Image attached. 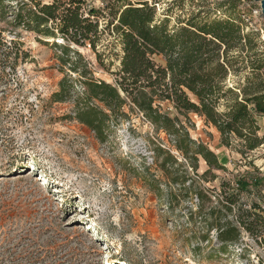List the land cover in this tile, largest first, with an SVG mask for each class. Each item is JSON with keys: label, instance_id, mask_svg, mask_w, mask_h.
Returning a JSON list of instances; mask_svg holds the SVG:
<instances>
[{"label": "rangeland", "instance_id": "374dc122", "mask_svg": "<svg viewBox=\"0 0 264 264\" xmlns=\"http://www.w3.org/2000/svg\"><path fill=\"white\" fill-rule=\"evenodd\" d=\"M85 1L87 9L107 14L113 0ZM156 7L170 27L199 11L210 19L236 18L244 33L256 34L257 46L245 51V67L231 73L227 84L242 97L247 77L250 83L263 81L264 67L253 72L251 64L262 63L264 57L259 1L161 0ZM99 22L97 51L103 62L88 43L71 46L90 62L95 78L115 83L123 55L121 35L113 25L107 27V17ZM0 29L28 53H21L13 68L0 65V264H264V243L248 232L225 244L216 230H207L199 214L192 218L197 198L171 181L160 167L165 154L157 155L155 149L177 157L178 175L184 174L187 162L172 137L136 108L126 106V116L113 118L103 141L75 119L84 89L81 75L70 72L59 58L66 40L13 27L7 20H0ZM155 60L165 63L161 55ZM64 77L72 85L71 95L57 101L53 94ZM180 119L226 167L215 170L216 177L201 183L203 187L219 192L223 181L235 185L240 177H259L261 184L240 197L247 205L264 206V141L248 151L232 136L227 146L217 128L197 114ZM257 123L258 135L264 137V116ZM206 168L201 160L199 172Z\"/></svg>", "mask_w": 264, "mask_h": 264}, {"label": "trees", "instance_id": "16d2710c", "mask_svg": "<svg viewBox=\"0 0 264 264\" xmlns=\"http://www.w3.org/2000/svg\"><path fill=\"white\" fill-rule=\"evenodd\" d=\"M160 1L113 0L107 4L106 14L102 9H87L85 0H0V20L47 38L60 35L68 42L61 46L64 56L59 58L70 72L81 75L84 89L76 101L75 119L99 140L106 139L113 118L126 116V106L136 108L156 129L172 137L173 147L187 162L184 174L178 175L177 157L162 147L155 149L157 155L165 154L160 164L165 174L197 198V211H190L192 218L199 214L207 230H216L222 243L238 241L244 231L264 243V206L260 202L247 205L240 197L252 185L259 186L262 179L240 177L235 185L223 181L219 192L203 187L201 183L216 177L215 170L226 167L214 150L191 136L180 119L197 114L217 128L227 146L232 136L241 139L248 151L263 143L257 118L264 116V78L250 83L247 77L242 97L227 84L231 73L245 67V51L257 46V36L254 32L244 33L236 18L210 19L202 17L200 11L193 19L170 27L169 20L158 15L156 4ZM106 17L107 27L113 25L120 33L123 46L115 83L95 78L90 62L71 46L88 43L103 62L97 39L102 32L99 19ZM4 31L0 29V65L13 68L20 54L28 53L17 47L14 39L9 41ZM156 55H161L165 63H158ZM261 61L251 63L253 72H261L264 57ZM261 75L264 77V71ZM67 82V77L60 81L59 91L53 94L55 100L71 95L72 85ZM222 104L224 110L220 109ZM201 160L207 166L203 173L199 172Z\"/></svg>", "mask_w": 264, "mask_h": 264}, {"label": "water", "instance_id": "95a60500", "mask_svg": "<svg viewBox=\"0 0 264 264\" xmlns=\"http://www.w3.org/2000/svg\"><path fill=\"white\" fill-rule=\"evenodd\" d=\"M256 1H259L260 4H261V10H262V13L264 14V0H256Z\"/></svg>", "mask_w": 264, "mask_h": 264}, {"label": "bare ground", "instance_id": "6f19581e", "mask_svg": "<svg viewBox=\"0 0 264 264\" xmlns=\"http://www.w3.org/2000/svg\"><path fill=\"white\" fill-rule=\"evenodd\" d=\"M29 170V169H28Z\"/></svg>", "mask_w": 264, "mask_h": 264}]
</instances>
